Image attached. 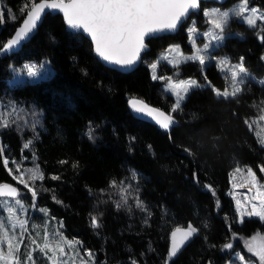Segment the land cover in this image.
Returning <instances> with one entry per match:
<instances>
[{
    "label": "trees",
    "instance_id": "obj_1",
    "mask_svg": "<svg viewBox=\"0 0 264 264\" xmlns=\"http://www.w3.org/2000/svg\"><path fill=\"white\" fill-rule=\"evenodd\" d=\"M30 2L0 0V45L20 25L26 16L21 8ZM249 2L264 8V0ZM204 22L206 19L199 21ZM185 25L176 34L150 39L151 50L143 63L128 73L100 62L90 40L68 31L60 15H47L38 32L17 53L0 54V111L14 103L23 109L20 115L27 120V126L19 120V127L0 128V147L4 148L0 183L17 184L19 173L11 161L19 163L21 169L38 164L44 179L36 182L37 198L33 201L31 193L21 186L24 199L28 205L36 204V214L47 209L48 215L61 219L66 234L94 252L96 264H131L132 260L165 264L171 231L188 223L199 231L171 264H225L239 249L247 253L244 237L264 233L260 218L238 221L234 198L229 194L236 167H251L264 177L260 171L264 145L258 142L256 124L249 129L244 122L256 119L264 107V84L247 80L244 91L228 100L216 97L211 88H196L181 110L171 112L175 98L161 82L153 80L148 63L172 42L190 46ZM233 27L242 36L228 37L221 49L233 60L244 57L250 71L263 75L264 42L256 34L260 30L239 21ZM45 59L55 69L49 77L10 82L13 69ZM167 68L171 74L173 68ZM181 71L200 80L207 76L220 89L227 85L225 74L214 61L205 74L197 62L184 64ZM129 97L145 99L172 113L177 124L165 131L137 118L129 107ZM34 121L35 128L31 126ZM90 127L94 139L87 135ZM28 141L32 142L30 147L24 148ZM4 158L9 160L7 168ZM112 181L131 185L127 205L117 207L120 193ZM205 185H211L215 194ZM136 196L146 211L135 206ZM91 216L98 218L99 228L92 227ZM226 243H232L233 249L223 248Z\"/></svg>",
    "mask_w": 264,
    "mask_h": 264
},
{
    "label": "snow or ice",
    "instance_id": "obj_2",
    "mask_svg": "<svg viewBox=\"0 0 264 264\" xmlns=\"http://www.w3.org/2000/svg\"><path fill=\"white\" fill-rule=\"evenodd\" d=\"M200 5L201 0H40L38 3L31 0L30 4L25 3L22 6L21 12L26 13V16L20 27L15 30L14 35L0 45V53L12 51L30 38L47 10H59L63 13L70 28L82 30L90 37L94 45V52L100 59L109 64L119 65L121 68H128L140 60L141 53L147 49L146 37L154 33L175 31L191 14L200 9ZM203 15L207 18V30L200 31L195 26V22L187 29L192 45L190 55H184L179 45H170L156 61L149 64L152 69V78L165 80V91L175 97L171 112L181 110L182 102L193 89L208 87L218 98L235 99L244 91L242 86L246 81L254 79L245 66L244 57H241L235 64H232L226 57L217 61V67L226 73L225 79L228 81L223 90L212 85L211 81L207 80V76H204L205 84H201L200 81L191 77L174 81L172 77L156 74L161 61H166L176 69L181 64L197 62L203 71L210 61L217 59L212 53L223 46V42L227 38L226 32L228 35H232L228 29L234 20L247 24L250 29L259 28L260 31L256 34L264 42V34H261L264 33V26L257 23L258 21L264 22V11L255 6L250 7L249 0H236L227 9L223 7L205 9ZM11 18L16 19L15 16ZM0 22H3L2 9H0ZM198 39L204 41L202 46L197 45ZM172 53L176 55L173 56ZM44 66L43 63L39 67L35 63H29L24 64L21 69H13V71L26 73L29 78H36L40 76L39 69ZM259 83L264 84V80H260ZM128 103L138 116L152 118L163 129H169L175 123L171 114L153 108L139 98L129 97ZM261 103L264 104V101ZM22 112L23 109H18L14 103H10L3 111H0V128H7L12 124H17L19 120H24V117L20 115ZM259 113L254 120L245 119L244 122L249 129H252L254 124L264 121V107L259 109ZM24 124L27 126V120H24ZM31 126L35 128L36 122L34 121ZM17 127H19L18 124ZM93 133L94 129L90 127L87 132L90 139H94ZM257 135L258 142L264 145V129H261ZM31 143V141L25 143L24 148H29ZM185 151L191 154L189 149H185ZM3 152L4 148L0 147V156L3 155ZM33 158H35V154H33ZM11 162L16 165V171L19 173L15 179L31 193V199L35 201L38 195L35 187L36 182L44 179L39 165L35 164L30 169H21L20 164L15 160ZM61 163H66V161H61ZM8 164L9 160L4 158L5 168ZM8 171L11 173L13 169H8ZM235 171L240 172L241 169L237 168ZM246 171L251 182L254 185L257 184L253 169L248 167ZM260 171L264 172V167H261ZM193 178L195 182H199L195 173H193ZM52 179H59V177H52ZM133 179H135V173H133ZM112 186L118 188L120 193V202L117 203V207L122 204L127 205L131 195V185H125L124 181L117 185L116 181H112ZM204 187L212 191L213 195L215 194L211 185ZM20 196L21 192L17 187L8 183H0V207L7 213L6 217H0V264H37L34 256V253L37 252L46 259L47 264H77V262L79 264H96L95 254L92 251L84 250L81 254V241L69 240L63 235L62 221L59 222L60 228L52 233L56 237L53 241L50 239L47 222L44 225H30L27 217L21 218L18 213L26 212L27 208L22 199L18 198ZM257 198H259V205L252 203L251 210H247L237 201L241 222L245 216H256L264 221V192L259 191V188ZM134 199L135 206L146 211L143 201L138 196ZM57 202L59 203V201ZM30 207L35 208L36 204L32 203ZM39 211L47 214V209H39ZM91 224L93 228L100 227L96 216H91ZM30 228L40 229L43 232L42 242H38L36 239L41 235V231H36L33 234ZM198 231L199 229L191 223L174 228L170 233V246L165 257V264H171L172 259L180 253ZM26 235L31 238L32 247L25 244ZM256 239L257 237H253V241ZM260 239L264 240V238ZM5 244L6 251L4 250ZM22 245L24 246L23 251ZM223 248L233 249V244L226 243ZM247 249L257 259L255 261L251 257L246 259L244 254L236 252L235 261L238 264H264V243L254 244L250 241L247 243ZM131 264H138V262L132 260Z\"/></svg>",
    "mask_w": 264,
    "mask_h": 264
},
{
    "label": "rangeland",
    "instance_id": "obj_3",
    "mask_svg": "<svg viewBox=\"0 0 264 264\" xmlns=\"http://www.w3.org/2000/svg\"><path fill=\"white\" fill-rule=\"evenodd\" d=\"M236 0H229L228 2H226L225 4H219V3H216V2H206L204 5H203V8H202V11H201V14H199L198 16H192L188 22L186 23L185 25V31L187 32L188 34V31L187 29L189 27H191L193 25V22H195V26L200 30V31H205L207 30V24L206 22H204L203 24H200L199 21H201V19H203L205 21V19L207 20L206 17H204L203 15V11L205 9H211V8H216V7H223L224 9H227V8H230L231 5L233 3H235ZM249 6L250 7H257L259 8L261 11H264V8L258 6V5H251L250 2H249ZM235 21H238V20H234L231 24H230V27L228 29V31H230L232 33V35H228L227 32H226V36L227 38L230 37V36H242V34L240 32H238L237 30L234 29L233 25L235 23ZM258 25H262L264 26V22H260L258 21L257 22ZM247 25V24H246ZM259 29V28H258ZM260 30V29H259ZM227 38L225 39V41L223 42V45L225 44ZM203 40L202 39H198L197 40V45H200L202 46L203 44ZM188 44L190 45L189 47H186L184 46L182 43L180 42H172L170 43L167 47H165L164 49H162L158 54L157 56L155 57L154 60L150 61L148 64L156 61L160 55L165 52L166 49L169 48L170 45H179L180 46V50L181 52L184 54V55H190L191 54V51H192V45H191V41L189 39V35H188ZM217 59L216 60H212L216 63L217 65V61L220 59V58H228V60L232 63V64H235L237 63L239 60H233L230 55L226 52H223V50L220 48L216 49L213 53H212ZM173 56H175L176 54L175 53H172ZM262 57H264V52L262 54ZM264 61V59H262ZM29 63H35L38 67L40 64H44V68L42 69H39L40 71V76L39 77H36V78H29L27 77L26 73H22V72H14L13 71V78L10 80V82H18V81H21V80H24V79H41V78H46V77H49L50 75H52L53 73H55V69L53 68L50 60L48 59H45L41 62H36V61H28V62H25L24 64H29ZM189 63V62H188ZM211 63V61L207 64V66ZM23 64V65H24ZM184 64H187V63H184ZM184 64H181L179 66L178 69L174 68L171 64L167 63L166 61H161V63L158 65V68L156 70V74L158 76H164V77H172V79L175 81V80H178V79H188L189 77L193 78V79H196L198 81L201 82V84H205V81L204 80H200L198 77L196 76H187V75H182V71H181V67L184 65ZM22 65V66H23ZM19 67L17 69H21L22 68ZM172 67L173 68V72L170 74L168 71H167V67ZM207 66L203 69V73L205 74V71L207 69ZM150 68V67H149ZM219 69V68H218ZM220 70V69H219ZM150 72H151V76H152V69L150 68ZM220 72L222 74H225V72H222L220 70ZM250 74L252 77H254V79H251V80H254V81H257L259 82L260 80H264V74L263 75H259V74H256L255 72L253 71H250ZM153 80H156V81H159L161 82L162 84V87H164L165 89V86H166V81L165 80H160V79H153ZM208 81H210L209 79H207ZM227 84H228V81H227ZM213 85V84H212ZM227 86V85H226ZM205 88V87H204ZM217 88V87H216ZM220 89V88H219ZM223 90V89H221ZM189 95V94H188ZM188 97V96H187ZM175 98V97H174ZM187 99V98H186ZM186 99L182 102V104L186 101ZM256 126H257V133H259L261 131V129H264V121L262 122H259V123H256ZM237 168H240L241 171L240 172H236L235 170ZM248 168V166H242V167H236L234 169V171L232 172L231 174V186H230V190H229V194L234 198V202H235V206H236V210H237V201L240 202L241 206L245 207L247 210H251V206H252V203H255L257 205H259V198H257V190L259 188V191H262L264 192V187H260V186H264V177L263 178H260L256 173V179H257V184H253L250 180V178L248 177L247 175V171L246 169ZM254 171V170H253ZM17 182V186L19 187L20 189V192H21V196L18 197L20 199H22L24 205L26 206L27 208V211L26 212H19L18 214L20 215L21 218H25L27 217L29 219V224H36V225H44L45 222L48 223V232L50 234V239H52L53 241H55L56 237L52 235V233H54V231L58 228H60V224L59 222L62 221L61 219H51L53 218V216L51 217L50 215L48 214H45V213H42L41 214V211L38 210L39 214H41L39 216V214H36L35 211H36V208H32L30 207V205H28V203L26 202V200L24 199V193H23V190H22V187L23 185L19 184L18 180H16ZM4 199H9V198H4ZM1 209H3L2 207H0ZM4 210V209H3ZM237 213H238V221L240 223H243L241 222L240 220V213L239 211L237 210ZM7 216V213L6 211L4 210V216L3 217H6ZM249 217H256V216H245L244 217V220L245 218H249ZM256 218H259V217H256ZM243 220V221H244ZM30 231L35 234L36 231H41L40 229H31L30 228ZM61 231L63 232V235L65 237H67L69 240H78L80 241L79 239L77 238H74V237H70L66 234V232L64 231V225H63V228L61 229ZM253 237H257V239L255 241H253ZM42 238H43V232L41 231V235L39 237H36V239L38 240V242H42ZM260 238H264V233L262 232H257L256 234L252 235V236H248V237H244V239H242V243H243V246L246 250L247 253H249V255L247 253H244L242 250H237L234 252V255H233V259L232 260H228L225 264H238V262L235 261V253L236 252H239L241 254H244L245 255V258L248 259L249 257H251L253 259V261H255L257 258L254 257L252 255V253H250L247 249V243L248 242H253L254 244H260V243H264V240L260 239ZM25 244H27L29 247H32L31 245V238L28 237L26 235L25 237ZM6 244L4 245V250L6 251ZM22 248V251L24 249V246L22 245L21 246ZM80 250H81V254H83L84 250H89V249H85L82 247V245L80 246ZM91 251V250H90ZM93 252V251H92ZM94 253V252H93ZM34 256L36 257V261H37V264H47V261L46 259L39 253H34ZM96 260V259H95ZM77 264H79V262H77Z\"/></svg>",
    "mask_w": 264,
    "mask_h": 264
},
{
    "label": "water",
    "instance_id": "obj_4",
    "mask_svg": "<svg viewBox=\"0 0 264 264\" xmlns=\"http://www.w3.org/2000/svg\"><path fill=\"white\" fill-rule=\"evenodd\" d=\"M228 1H229V0H201L200 9L197 10V11H195L194 14H191L190 17L187 18V19L185 20V22H184V23H183L178 29H176L175 31H171V32H169V31H165V32H161V33H154V34H152V35L146 37V38H145V44H147V49L144 50V51L141 53V58H140V60H138L134 65H132V66H130V67H128V68H121L119 65L109 64L108 62L103 61L102 59H100V58L96 55L95 52H94V54H95V56L98 58V60H99L100 62H102L105 66H107V67H109V68L115 69V70H117V71H119V72H123V73L132 72V71H134L135 69H137V68L143 63L144 55H145L146 53H148V52L151 50V46H150V44H149V42H148L150 39H152V38H157V37L164 36V35H172V34H176V33H177V32H178V31H179V30L185 25V23H186V22H187V21H188L193 15H199V14L201 13L202 8H203V5H202L203 3H206V2H216V3H219V4H225V3L228 2ZM38 2H40V0L37 1V3H38ZM49 14H51V15H60V16H62V18H63V20H64V22H65V25H66V28H67L68 31H71V32H73V33H81V34H83L86 38H88V39L90 40V42L92 43L90 37H89L86 33H84L82 30L72 29V28H70V27L67 25V23H66V21H65V19H64L63 13H62L61 11H59V10H47L46 13L42 16V19H41V21L39 22L38 27H37V28L34 30V32L31 34L30 38H28L27 40H25L24 42H22V44L19 45L18 47H16L14 50H12V51H8V52H4V53H0L1 56L5 57V56L12 55V54L17 53L18 51H20V50L23 48V46H24L26 43H28V42L34 37V35L38 32L40 25H41L42 22L44 21L45 17H46L47 15H49ZM24 18H25V17H24ZM22 22H23V20H22ZM22 22L20 23V25L22 24ZM20 25H19L17 28H19ZM17 28H16V29H17ZM14 33H15V31H14ZM14 33H13L12 35H14ZM10 38H11V37H10ZM8 39H9V38H8ZM92 46H93V51H94V45H93V43H92ZM136 98H139V97H136ZM139 99L143 100L145 103H147L148 105H150V106L153 107V108L159 109L160 111H162V112H164V113H166V114H171V115L174 117V119H175V123H174L172 126H170L169 129H163V128H161V127L155 122V120H153L152 118L138 116V115H137L136 113H134V112L132 111V109L130 108L131 111L133 112V114H134L137 118L142 119V120H145V121L152 122V123L158 125L161 129H163V130H165V131H170V130H172V128L177 124L178 120H177V118H176L172 113H170V112L164 110L163 108H161V107H159V106H156V105H153V104L149 103V102L146 101L145 99H142V98H139ZM129 107H130V106H129ZM5 183L11 184V185H13V186H15V187H17V188L19 189V187H18L15 183H13V182H5ZM19 191H20V189H19ZM191 239H192V238H191ZM187 244H188V243H187Z\"/></svg>",
    "mask_w": 264,
    "mask_h": 264
},
{
    "label": "flooded vegetation",
    "instance_id": "obj_5",
    "mask_svg": "<svg viewBox=\"0 0 264 264\" xmlns=\"http://www.w3.org/2000/svg\"><path fill=\"white\" fill-rule=\"evenodd\" d=\"M194 16V15H193ZM195 16H198V15H195Z\"/></svg>",
    "mask_w": 264,
    "mask_h": 264
}]
</instances>
